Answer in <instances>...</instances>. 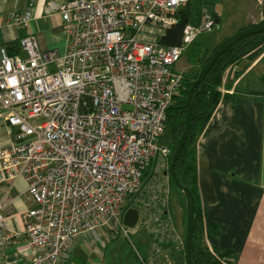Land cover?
I'll use <instances>...</instances> for the list:
<instances>
[{"label": "built area", "instance_id": "obj_1", "mask_svg": "<svg viewBox=\"0 0 264 264\" xmlns=\"http://www.w3.org/2000/svg\"><path fill=\"white\" fill-rule=\"evenodd\" d=\"M189 2L50 1L46 14L59 13L67 26L66 53L42 52L34 33L20 40L25 58L2 49L0 117L13 132L0 145V264H65L77 240L104 248L115 233L130 240L140 264H160L135 248L131 235L142 229L154 244L151 258L184 249L170 212L167 113L184 81L177 64L218 25L201 10L179 45L164 44ZM33 8L12 13L11 23L27 30ZM19 179L33 204L24 216L29 263L4 257ZM130 209L138 212L134 228L124 223Z\"/></svg>", "mask_w": 264, "mask_h": 264}, {"label": "crops", "instance_id": "obj_2", "mask_svg": "<svg viewBox=\"0 0 264 264\" xmlns=\"http://www.w3.org/2000/svg\"><path fill=\"white\" fill-rule=\"evenodd\" d=\"M50 1L64 4L69 0H0V59L2 49L11 55L26 57L20 48V40L27 33H34L42 52L57 51L64 55L68 45V30L59 13L46 14ZM263 4V3H262ZM259 1L255 13L247 20V26L264 19V10L259 12ZM33 5V19L27 30L11 23L14 12L24 13ZM219 23L218 17H216ZM242 29V30H243ZM229 75V76H228ZM231 88L224 86L228 97L222 99L212 116L197 150V183L202 210L205 241L210 251L226 252L232 264H264V54L256 60L244 58L234 65L228 74ZM256 76L261 87L250 81ZM226 84V83H225ZM242 98L234 102L233 98ZM9 127L0 117V145L8 143ZM27 183L19 179L13 189V206L7 212V232L13 241L5 249V259L17 263L30 262V247L25 235L24 216L33 206L28 200ZM181 209L185 210L181 199ZM172 205V204H171ZM174 224L184 239L182 226ZM216 232L208 235V229ZM149 241L143 248L145 258L165 264V257L180 259L177 250L167 249L160 256L151 258L154 244ZM186 264V248L184 247ZM97 252L83 240H77L65 264H99ZM177 261V260H176ZM174 261V262H176ZM177 264V263H176Z\"/></svg>", "mask_w": 264, "mask_h": 264}, {"label": "trees", "instance_id": "obj_3", "mask_svg": "<svg viewBox=\"0 0 264 264\" xmlns=\"http://www.w3.org/2000/svg\"><path fill=\"white\" fill-rule=\"evenodd\" d=\"M193 2L194 0H190L188 6L181 12L178 25L175 26L171 31H169V33L165 37V40L163 41L164 44L168 46L179 45L181 43L183 28L189 23L196 22L197 18L193 9ZM250 26L252 25H249L248 27ZM216 48H214L210 53H208L203 49L202 45L198 41L194 43V50L192 52L191 57L193 58L194 64L200 65V68L196 72V74H188L184 76L182 88L176 95L175 101L167 113L166 128L169 130L170 133L169 144L172 148V157L175 151L176 144L185 131L186 117L188 111L187 104L190 88L192 87L193 83L197 80V77L200 74L202 68L204 67L207 60ZM263 54L264 32L249 36L236 42L216 62V64L208 73L207 77L196 88L193 95V110L191 116L189 137L176 164V174L180 182L183 185L190 187L196 197L197 224L193 236L192 245V260L194 264H232L230 262L231 255L229 253L221 252L216 249L215 252L217 253V258L210 251L205 241L204 222L200 206V196L198 192V183L196 178V145L199 137L204 133L207 125L209 124L214 112L216 111L222 99L229 96L223 95L222 93V88L224 85V79L227 70L232 68L244 58L256 60ZM226 86L228 88H231L232 85L231 83H227ZM262 95H264V92L262 93ZM241 99L242 98L236 99L235 97L233 98V101L238 102ZM172 188H176L173 181ZM183 202L187 220V200L185 197ZM186 229L187 226L185 228L184 235H186ZM207 231L209 236L212 233L216 232L213 228H209Z\"/></svg>", "mask_w": 264, "mask_h": 264}, {"label": "rangeland", "instance_id": "obj_4", "mask_svg": "<svg viewBox=\"0 0 264 264\" xmlns=\"http://www.w3.org/2000/svg\"><path fill=\"white\" fill-rule=\"evenodd\" d=\"M259 0H194L193 9L196 18L201 10L207 9L213 15L219 19V23L216 28L209 32L203 33L198 42L202 45L203 49L210 53L214 48L220 45L226 39L239 33L245 26H247V20L252 16L255 11ZM262 5H259V12L264 10V0ZM194 50V44L191 45L187 51L183 54L181 61L177 64V68L184 72V75H194L199 70L200 65L194 64L192 52ZM226 76V75H225ZM229 76V75H228ZM227 76V77H228ZM254 83V86L261 87L262 82H258L256 76H252L250 79ZM228 78H226V84ZM226 84L224 85L226 88ZM225 88H222L223 95H226ZM164 140L169 143L170 133L166 128ZM184 200L182 193L176 188L172 190L171 208L172 213L177 222L182 226V215H185V210L181 209V201ZM184 230L187 226L186 216L183 220ZM132 230V229H131ZM133 232V231H132ZM114 239L105 238L106 246L93 247L89 245L95 252H97V262L99 264H140V260L136 254V250L131 244L130 240L126 238L123 233H115ZM132 242L135 248L138 249L142 257H146L145 244L149 241L147 231L145 229L138 230L137 233L131 235ZM145 243V244H144ZM180 259L173 258L177 264H185V257L183 248L178 251ZM89 262V261H88ZM88 262L86 264H88Z\"/></svg>", "mask_w": 264, "mask_h": 264}, {"label": "water", "instance_id": "obj_5", "mask_svg": "<svg viewBox=\"0 0 264 264\" xmlns=\"http://www.w3.org/2000/svg\"><path fill=\"white\" fill-rule=\"evenodd\" d=\"M264 32V19L257 24H254L246 29L241 30L239 33L223 41L212 53V55L207 60L206 64L202 68L200 74L197 77V80L193 83L189 91L188 96V111L186 117V127L185 131L178 140L175 151L172 157L170 165V176L175 185V187L184 195L187 200V229L185 237V248H186V264H194L192 260V245H193V236L197 224V207H196V197L190 187L183 185L177 177L176 174V164L178 159L183 151V148L187 142L190 132L191 116L193 110V95L196 88L200 83L207 77L208 73L216 62L238 41L247 38L252 35L260 34ZM138 221V212L134 209H130L124 218V223L129 228H134Z\"/></svg>", "mask_w": 264, "mask_h": 264}]
</instances>
